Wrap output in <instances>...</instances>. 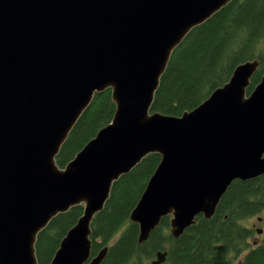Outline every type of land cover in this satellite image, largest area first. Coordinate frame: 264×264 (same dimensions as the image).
<instances>
[{"label": "water", "instance_id": "water-1", "mask_svg": "<svg viewBox=\"0 0 264 264\" xmlns=\"http://www.w3.org/2000/svg\"><path fill=\"white\" fill-rule=\"evenodd\" d=\"M230 1L0 0V264H37L38 233L77 205L49 264H101L94 216L149 154L160 161L128 216L138 244L164 217L178 238L197 216L211 219L233 181L264 176V76L246 93L257 60L180 116L150 112L173 50ZM105 90L111 122L58 168L70 130Z\"/></svg>", "mask_w": 264, "mask_h": 264}, {"label": "trees", "instance_id": "trees-1", "mask_svg": "<svg viewBox=\"0 0 264 264\" xmlns=\"http://www.w3.org/2000/svg\"><path fill=\"white\" fill-rule=\"evenodd\" d=\"M252 60L259 64L247 94L264 76V0H232L193 28L173 50L150 112L180 116L192 110L223 86L237 65ZM113 113L110 90L95 94L61 145L55 157L57 167L63 169L111 122ZM159 161L158 154H149L112 184L103 209L91 223V256L106 246L101 264H150L157 252L164 251L163 264H264V238L251 244L255 231L244 224L264 212V176L233 181L211 219L197 216L178 238L170 235L169 218L164 217L148 239L138 244V227L128 216ZM82 208L77 205L58 214L38 233L37 264H49Z\"/></svg>", "mask_w": 264, "mask_h": 264}, {"label": "rangeland", "instance_id": "rangeland-1", "mask_svg": "<svg viewBox=\"0 0 264 264\" xmlns=\"http://www.w3.org/2000/svg\"><path fill=\"white\" fill-rule=\"evenodd\" d=\"M244 224L255 231V234L252 236L249 242L254 245L259 244L264 238V212L250 218Z\"/></svg>", "mask_w": 264, "mask_h": 264}]
</instances>
